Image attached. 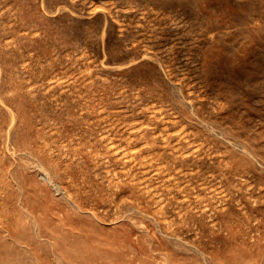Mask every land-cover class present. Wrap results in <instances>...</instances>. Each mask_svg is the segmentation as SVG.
<instances>
[{
	"label": "rangeland",
	"instance_id": "rangeland-1",
	"mask_svg": "<svg viewBox=\"0 0 264 264\" xmlns=\"http://www.w3.org/2000/svg\"><path fill=\"white\" fill-rule=\"evenodd\" d=\"M0 264H264V0H0Z\"/></svg>",
	"mask_w": 264,
	"mask_h": 264
}]
</instances>
